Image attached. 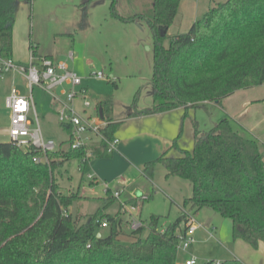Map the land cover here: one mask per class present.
Here are the masks:
<instances>
[{"label":"trees","instance_id":"1","mask_svg":"<svg viewBox=\"0 0 264 264\" xmlns=\"http://www.w3.org/2000/svg\"><path fill=\"white\" fill-rule=\"evenodd\" d=\"M19 1L0 0V52L7 56L13 51ZM118 1L111 0V15L123 22L146 20L154 40L152 106L138 109L134 104L129 117L221 103L239 89L264 84V0H225L187 33L172 38L169 46L164 40L182 0H150L148 8L130 14L118 10ZM31 48L37 55V45L32 43ZM2 73L0 69V77ZM113 103L112 95L98 99L109 137L122 123L113 116ZM195 134L192 151L180 149L178 157L162 154L145 164V174L152 177L162 164L167 177L190 180L193 195L185 198V206L215 209L232 219L234 239L260 248L264 243L261 143L237 130L228 117L204 133L196 127ZM37 154L40 151L33 148L0 141V264H177L180 234L190 220L187 215L163 230L159 216L153 215L149 223L142 221L127 231L121 210L115 214L99 210L85 222L68 212L79 197L61 191L56 171L72 159L80 160L81 167L93 157H111L103 145L56 149L49 152L48 162H36ZM127 203L138 205L137 198ZM104 221L109 232L98 237L97 228ZM204 264L246 263L231 258Z\"/></svg>","mask_w":264,"mask_h":264},{"label":"rangeland","instance_id":"2","mask_svg":"<svg viewBox=\"0 0 264 264\" xmlns=\"http://www.w3.org/2000/svg\"><path fill=\"white\" fill-rule=\"evenodd\" d=\"M143 1L145 0H119L117 8L123 14H130L145 9ZM224 1L182 0L164 44L169 46L172 38L187 33L195 22L203 19L211 7ZM110 4L111 0H20L14 26L16 41L10 58L20 65H29L34 50L31 45L35 43L38 53H51L55 61L67 62L82 77L83 84L89 87L87 99L91 106L86 114L93 117L97 116L98 99L107 94L113 96V116H123L129 107L134 108V104L139 108L152 101L150 81L154 70L153 31L144 19L123 22L112 17ZM70 53H73V59H69ZM99 71L104 72V79L96 78ZM14 83L22 94L30 93L26 80L16 71H7L0 77L2 142L10 141V110L6 105V98ZM64 88L68 89L69 86L65 85ZM62 92V88L56 90L57 95L64 98ZM34 98L44 136L53 139L57 149L69 148L70 132L56 115L60 106L52 104L53 97L39 87L34 89ZM83 100L80 96L74 102L81 113L84 109ZM207 108L213 111L217 105H207ZM197 110L201 112L202 121H214L215 116L212 117L204 108ZM216 110V116H221V111ZM30 118L36 125L33 111ZM130 129L132 127L122 124L115 131V136L121 141ZM177 148L173 142L166 155L171 157L177 154ZM94 159L99 158L89 159L85 168L84 165L80 167V160L72 159L56 171L61 191L79 197V200H74L68 212L74 217L80 216L81 222H85L99 210L110 214L119 212L122 203H127V198L133 195L138 202L137 210L132 211L134 218L149 223L153 215L159 216L161 230L174 223L184 211L196 223L202 224L194 234L195 242L186 250L179 247L177 264H185L194 256L197 257V264L231 258H239L247 264H264V243L255 249L242 239H234L232 219L208 206L195 209L184 205V198L193 195L190 180L178 176L167 177L165 167L158 164L153 177L147 180L150 185L145 189L140 183L141 180L146 181L141 167L136 165L128 168L122 162L114 165L103 162L102 168L108 176L99 175V179L92 183L87 176L95 173L90 162ZM107 188L111 190L110 197L107 195ZM115 191H119L121 195L114 197ZM122 215L124 228L130 231L133 219L127 213ZM97 229L103 235L109 232L107 227L99 226ZM122 239L130 240L128 236H123Z\"/></svg>","mask_w":264,"mask_h":264},{"label":"built area","instance_id":"3","mask_svg":"<svg viewBox=\"0 0 264 264\" xmlns=\"http://www.w3.org/2000/svg\"><path fill=\"white\" fill-rule=\"evenodd\" d=\"M69 57L73 59V53ZM0 69L3 70L1 76L5 72L13 70L26 80V87L30 91L28 95L22 94L13 85L10 94L6 98V105L10 110L9 142L24 150L33 148L36 151H40L41 154H37L34 157L36 162H48L49 152L57 148L53 139H47L44 136L40 126L34 98L35 87H39L50 94L54 101L59 104L60 108L57 110V117L70 132V148L79 149L90 148L94 145H103L110 154H114L119 150L120 139L116 136L109 137L104 132L108 122L101 118L99 107L96 117L86 114V110L91 106L90 100L87 99L90 92L89 87L83 84L82 77L67 62H57L50 57L38 56L33 50L30 64L23 66L16 63L10 56L0 52ZM96 78L104 79V72H97ZM65 85L69 86V88H64ZM58 88L63 89L62 94L65 95V98L57 95L56 90ZM80 96L84 98L83 113L79 112L74 106L75 100ZM32 111L35 114L36 125L33 124L30 118ZM85 166L86 164L84 168ZM87 177L91 182L96 181V176L93 173H89ZM110 191L109 188L106 189L107 194ZM120 195L121 193L119 191H115L113 194L114 197H119ZM137 208L138 205L122 203L121 211L129 214L131 219H133L131 230L136 229L142 224V221L135 219L132 213ZM184 215H187L190 220L185 231L180 234L181 242L179 247L186 250L195 242L194 234L202 227V224L196 223L194 218L185 211ZM128 223L130 224V222ZM102 226L107 227L108 223L104 221ZM197 263V257L195 256L185 262V264Z\"/></svg>","mask_w":264,"mask_h":264},{"label":"crops","instance_id":"4","mask_svg":"<svg viewBox=\"0 0 264 264\" xmlns=\"http://www.w3.org/2000/svg\"><path fill=\"white\" fill-rule=\"evenodd\" d=\"M150 4V0L143 1V5H146V7ZM146 38H148V36H146ZM15 41L16 35L14 28L12 53H14ZM37 55L50 57L55 60V57L51 53L42 54L37 51ZM69 59L71 58L69 57ZM13 85H15V83ZM63 97L65 98L64 94ZM152 102L153 99L148 105L139 107L138 109L149 108L152 106ZM52 104L58 103L53 100ZM207 105H217V108L213 111L210 110V112ZM197 108H204L212 117L214 115V121H202L201 112L198 111ZM197 108L190 107L187 110L185 107H179L162 113L129 117V114L134 110L132 107H129L123 116L115 115V120L122 121L121 125H127V127H132V129L125 133L123 140L120 141L119 150L112 154L111 157L113 158L111 160L106 158L94 159L92 161L90 160L91 166L95 169L94 174L96 176V180L99 179V175L103 177L108 176L104 172V168H102L103 162L105 164L112 163L111 165L122 162L127 165L128 168L137 165L143 169L146 181L142 182L141 180L140 183H142L141 186L146 189V187L150 185V181L147 184V180L153 177H148L145 174L144 166L148 161L154 160L162 154H167L168 149L175 141H177V149L179 151L171 157L180 156L182 154L180 149L191 150L195 145L196 127H198L202 133L207 132L214 127L219 119L223 117H228L232 121L235 128L244 135L254 137L259 140L261 143V151L264 154V84L239 89L233 94L225 97L221 103L207 102L204 107ZM216 109L221 111V116H216ZM113 113H115L114 108ZM133 198L136 197L131 195L127 199L129 201Z\"/></svg>","mask_w":264,"mask_h":264},{"label":"water","instance_id":"5","mask_svg":"<svg viewBox=\"0 0 264 264\" xmlns=\"http://www.w3.org/2000/svg\"><path fill=\"white\" fill-rule=\"evenodd\" d=\"M162 35H165V30H162ZM99 112H100L101 118L104 119V114H103V108L102 107L99 108ZM203 137H206V136L204 135ZM100 236H101V233H98V237H100Z\"/></svg>","mask_w":264,"mask_h":264}]
</instances>
